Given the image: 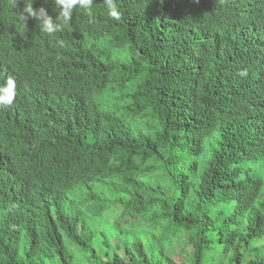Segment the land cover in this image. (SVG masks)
Segmentation results:
<instances>
[{
  "label": "trees",
  "instance_id": "16d2710c",
  "mask_svg": "<svg viewBox=\"0 0 264 264\" xmlns=\"http://www.w3.org/2000/svg\"><path fill=\"white\" fill-rule=\"evenodd\" d=\"M115 2L0 0V264H264V0Z\"/></svg>",
  "mask_w": 264,
  "mask_h": 264
},
{
  "label": "clouds",
  "instance_id": "9594fccd",
  "mask_svg": "<svg viewBox=\"0 0 264 264\" xmlns=\"http://www.w3.org/2000/svg\"><path fill=\"white\" fill-rule=\"evenodd\" d=\"M12 8L17 9V17L23 26L26 28V22L29 18L39 21L40 28L46 34H54L64 31V26L71 22L73 9L79 7L83 9L84 14L89 18V22H94V15L92 12L93 0H54V4L58 9L55 19L50 16L44 7L33 8L32 0L25 3L21 9H18V0H8ZM104 6L107 8L108 16L114 20L121 19V11L115 0H102ZM222 3L223 0H220ZM264 4H257L254 8L261 9ZM253 21L252 32L259 36H264V14L251 16ZM64 40L58 39L57 44L64 46ZM3 74L0 73V76ZM240 77L247 76V69H240L237 72ZM16 98V81L12 76H8L3 84H0V108L10 107Z\"/></svg>",
  "mask_w": 264,
  "mask_h": 264
},
{
  "label": "rangeland",
  "instance_id": "374dc122",
  "mask_svg": "<svg viewBox=\"0 0 264 264\" xmlns=\"http://www.w3.org/2000/svg\"><path fill=\"white\" fill-rule=\"evenodd\" d=\"M117 213H118V211L117 210H114V211L110 212L109 214H107V220L111 223V224L108 225V227L111 228V229H113L115 227V225H114V219H115ZM118 228L120 229L121 227H118ZM112 231H114V230H112ZM112 231H109L108 230L109 235L113 239H116L117 236L118 237H121L120 235H122V237H124L127 242H129V239L132 237L131 235H133V234L140 235L141 234V233H139L135 229L129 230V229H126V228L124 229V233H122V234L116 233L115 231L112 232ZM114 241L115 240H112V242H114ZM173 250H175L176 252H180V245L179 244L178 245H173ZM120 252H122V251H120Z\"/></svg>",
  "mask_w": 264,
  "mask_h": 264
}]
</instances>
